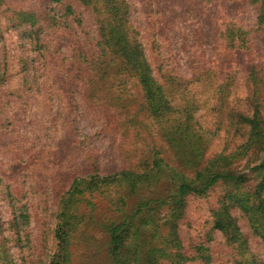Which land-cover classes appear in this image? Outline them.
I'll use <instances>...</instances> for the list:
<instances>
[{
	"label": "trees",
	"instance_id": "trees-1",
	"mask_svg": "<svg viewBox=\"0 0 264 264\" xmlns=\"http://www.w3.org/2000/svg\"><path fill=\"white\" fill-rule=\"evenodd\" d=\"M226 1L255 7L258 16L252 30L229 19L218 25L223 53L212 64L211 84L204 88L205 103L211 106L212 101L209 112H216L217 122L206 128L199 121L198 101L186 97L187 89L169 91L157 79L126 0H35L13 10L15 25L28 26L37 35L43 27L63 33L68 21L62 18L83 22V9L98 13L103 18L93 37L84 45L79 37L80 49L74 48L73 56L83 64L79 67L92 90L89 109L111 102L128 105L134 95L138 101L137 94H128L130 79L144 101L139 113L110 108L106 116L103 110L98 113L136 150H128L126 165L113 173H102L97 166L91 174L74 178L60 198L56 247L47 264H85L96 233L104 236L102 264H264V254H255L251 247L254 239L264 247V65L259 56L264 0ZM56 6L62 16L54 11ZM68 30L69 36L77 33L72 21ZM235 65L238 75L232 73ZM240 80L247 89L242 107L232 99ZM142 114L153 119L163 142L139 120ZM207 134H226L225 148L208 155L213 142ZM197 202L209 206L206 214L197 213ZM21 264L38 262L32 258Z\"/></svg>",
	"mask_w": 264,
	"mask_h": 264
},
{
	"label": "rangeland",
	"instance_id": "rangeland-1",
	"mask_svg": "<svg viewBox=\"0 0 264 264\" xmlns=\"http://www.w3.org/2000/svg\"><path fill=\"white\" fill-rule=\"evenodd\" d=\"M126 1L157 79L169 91L187 89L186 97L198 101L199 121L205 128L217 122L216 112H209L212 101L211 106L205 103L208 94L204 88L211 84L212 64L223 53L219 48L218 25L229 19L252 30L257 22L256 8L240 7L235 1L226 0L214 4L196 0ZM34 2L5 0L0 7V264H21L32 258L38 264L48 263L56 247L54 231L60 198L74 178L91 174L97 166L102 173H113L126 165L127 151L136 150L122 133L110 130L98 113L103 110L106 116L110 108L135 114L144 103L140 88L130 79L128 94H137L138 101L134 95L128 99L133 101L128 105L111 102L103 109L90 110L88 99L92 90H88L79 67L83 64L75 63L74 48H79V37L83 45L93 37V30L103 17L83 9V22L77 17L62 18L63 22L68 21L63 33L53 34L43 27L37 35L28 26H16L13 21L16 6L23 9V5L29 7ZM54 11L59 16L63 14L60 7L56 6ZM70 21L72 30L77 31L71 32V36ZM259 51L263 67L264 34ZM238 66L233 68V75H238ZM74 68L77 70L73 71ZM104 82L105 87L110 86V82ZM246 91L244 81L237 82L232 99L240 107L247 98ZM117 92L121 96V91ZM122 113L116 117H122ZM139 120L150 127L157 141L163 142L153 119L142 114ZM218 135H210L213 143L208 155L225 148L226 134ZM171 158L176 164L175 158ZM208 208L199 205L197 213L206 214ZM217 237L224 244L222 234ZM103 242V234L96 233L85 264H102L104 258L99 250ZM251 247L255 254L263 256L260 240H252ZM221 259L227 261L225 256Z\"/></svg>",
	"mask_w": 264,
	"mask_h": 264
}]
</instances>
